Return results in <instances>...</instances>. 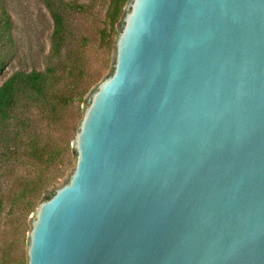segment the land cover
I'll return each instance as SVG.
<instances>
[{
    "label": "water",
    "instance_id": "water-1",
    "mask_svg": "<svg viewBox=\"0 0 264 264\" xmlns=\"http://www.w3.org/2000/svg\"><path fill=\"white\" fill-rule=\"evenodd\" d=\"M69 146L25 264H264V0H129Z\"/></svg>",
    "mask_w": 264,
    "mask_h": 264
},
{
    "label": "rangeland",
    "instance_id": "rangeland-1",
    "mask_svg": "<svg viewBox=\"0 0 264 264\" xmlns=\"http://www.w3.org/2000/svg\"><path fill=\"white\" fill-rule=\"evenodd\" d=\"M70 53L77 54L82 65L75 100L59 117L51 121L37 107L21 108L16 122H21L30 136L21 138L20 148L7 165L0 164V264H25L27 220L44 190L60 182L69 172L73 154L69 141L76 130L83 101L90 89L107 73L113 32L107 10L111 0H65ZM10 18L5 37L1 11ZM53 19L43 0H0V85L17 70L29 71L55 64L64 83L68 73L64 64L52 55ZM74 54V53H73ZM82 93V94H81ZM33 140L38 145L32 147ZM45 153L37 162V152ZM42 154V153H41ZM32 182V184H30ZM34 182L37 185L34 186Z\"/></svg>",
    "mask_w": 264,
    "mask_h": 264
},
{
    "label": "trees",
    "instance_id": "trees-1",
    "mask_svg": "<svg viewBox=\"0 0 264 264\" xmlns=\"http://www.w3.org/2000/svg\"><path fill=\"white\" fill-rule=\"evenodd\" d=\"M50 11L53 19V29L51 33L52 55L61 61L67 60L64 64L68 76V84L64 83L62 76L57 72L55 64L44 68H33L29 71L17 70L13 72L0 85V164L4 166L11 160L17 150L20 148L21 138L25 135L30 136L31 132L26 133V127L21 122H16L18 111L37 107L46 112L51 121L58 122L59 117L67 110L70 104L75 100L78 93L82 65L79 64L78 56L73 51L70 53L71 40L68 38V26L65 20V10L69 3L65 0H43ZM129 0H111L107 10V20L111 26H114L124 13V7ZM1 22L4 28L5 37L9 34L11 21L9 15L2 10ZM122 21L119 22L121 25ZM76 54V55H75ZM78 75H75L74 73ZM82 94V93H81ZM37 140H33L31 146L36 147ZM37 152L38 161L45 153L48 157L55 155L54 150ZM42 153V154H41ZM1 170V168H0ZM1 181L0 175V185ZM32 184V182H30ZM37 185L34 182V186ZM54 195V191L45 196V200Z\"/></svg>",
    "mask_w": 264,
    "mask_h": 264
}]
</instances>
